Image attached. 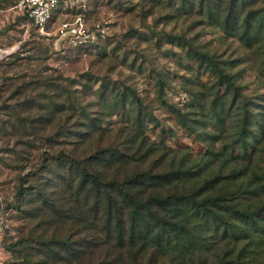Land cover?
Wrapping results in <instances>:
<instances>
[{
	"label": "rangeland",
	"instance_id": "374dc122",
	"mask_svg": "<svg viewBox=\"0 0 264 264\" xmlns=\"http://www.w3.org/2000/svg\"><path fill=\"white\" fill-rule=\"evenodd\" d=\"M15 1L0 0V264H21L25 252L19 249L32 243L23 242L15 250L6 245L16 241L19 232L27 236L37 221H20L12 208L19 176L38 167L42 157H59L61 152L67 162L59 157L60 165L51 162V169L57 175L69 172L68 161L76 147L85 154L90 150L91 138L74 134L77 126L69 117L71 110L53 111L55 102L65 101L66 94L71 97L75 88L89 87L88 117L101 119L107 129L103 141H126L128 132L138 129L135 117H140L149 141L177 153L195 154L205 150L204 143L181 124L177 113L199 129L221 125L217 141L228 143L243 114L255 112L254 123L247 128L264 144V0H81L53 13L45 32L17 11ZM229 5H233L232 17L239 13V24L244 15L252 22L259 20L258 24L245 34L240 33L243 26L227 31L220 17ZM75 18L89 33L87 40L58 38L61 22ZM179 35L212 53L238 88L234 99L226 95L216 115L210 113L211 101L225 87L185 55ZM58 83L65 88L60 97L55 90ZM18 85H23L22 92L13 94ZM30 96L32 111L45 108L50 120L35 137L19 136L10 131L14 125L8 113H12L2 105L11 107L15 99ZM19 225L24 229L20 231ZM64 227L71 231L68 222ZM43 230L42 226L36 233ZM80 237H86L85 232L73 234L72 239Z\"/></svg>",
	"mask_w": 264,
	"mask_h": 264
},
{
	"label": "trees",
	"instance_id": "16d2710c",
	"mask_svg": "<svg viewBox=\"0 0 264 264\" xmlns=\"http://www.w3.org/2000/svg\"><path fill=\"white\" fill-rule=\"evenodd\" d=\"M232 6L220 17L227 31L243 26L240 33L245 34L258 24L249 15L239 24V13L231 16ZM178 39L185 55L225 87L211 101L210 113L216 115L226 95L234 99L238 88L212 53L182 35ZM56 86L60 97L64 85ZM20 88L23 85L13 94L22 92ZM87 90V85L73 89L71 97L66 94L65 101L55 102L53 111L71 110L75 136L91 138L89 152L77 146L68 161L69 172L57 175L51 169V162L59 164L64 157L61 152L59 157H42L38 167L18 178L12 208L20 221L37 219L27 236L19 232V238L6 245L15 250L23 242L32 243L19 249L25 252L21 264H264V144L247 128L255 112L243 114L228 143L217 141L221 125L199 129L177 113L205 147L182 154L149 141L140 117H135L138 129L129 131L126 141H103L107 129L100 118L88 117ZM118 100L123 104L122 96ZM2 106L12 113L10 131L19 136L39 134L50 120L45 108L32 111V96ZM42 226L43 232L36 233ZM82 232L86 237L72 239Z\"/></svg>",
	"mask_w": 264,
	"mask_h": 264
},
{
	"label": "built area",
	"instance_id": "2783aa9c",
	"mask_svg": "<svg viewBox=\"0 0 264 264\" xmlns=\"http://www.w3.org/2000/svg\"><path fill=\"white\" fill-rule=\"evenodd\" d=\"M81 0H16L14 7L26 15L32 26L39 32H45V26L63 5L78 4ZM58 38L71 37L78 42H85L89 33L78 19L64 20L56 30ZM89 41V40H88Z\"/></svg>",
	"mask_w": 264,
	"mask_h": 264
}]
</instances>
